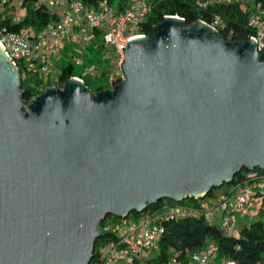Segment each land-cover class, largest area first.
Here are the masks:
<instances>
[{"label": "water", "instance_id": "1", "mask_svg": "<svg viewBox=\"0 0 264 264\" xmlns=\"http://www.w3.org/2000/svg\"><path fill=\"white\" fill-rule=\"evenodd\" d=\"M124 78L73 77L27 103L0 47V264H89L99 223L204 198L264 170V49L166 16L128 40Z\"/></svg>", "mask_w": 264, "mask_h": 264}, {"label": "built area", "instance_id": "2", "mask_svg": "<svg viewBox=\"0 0 264 264\" xmlns=\"http://www.w3.org/2000/svg\"><path fill=\"white\" fill-rule=\"evenodd\" d=\"M34 6H42L54 13L57 19L48 22L39 29L33 26H21L16 30L4 23H20L26 12V0H0V47L18 69L20 80L40 77L43 80L58 82V68L55 60L62 50L68 49L69 55L77 65H83L80 75L72 76L82 82L84 77L98 78L100 70L86 63L84 54L91 45L94 33L99 35L105 52L112 57V66L108 68L106 82L122 80L123 49L128 40L143 36L138 31L139 25L151 11L152 0H124L125 5L118 9L107 0H95L86 4L84 0H31ZM226 2L241 4L251 9L247 26L251 30L249 38L256 42L257 49H264V6L252 5L254 0H208V2ZM221 20L215 17L212 27L220 25ZM42 82L30 86L40 88ZM252 170H250L251 172ZM248 183L236 186L228 193H221L209 200L198 199V209L186 207L179 212L200 213L207 220L214 221L220 212L219 227L224 233L233 232L238 220L246 218L255 205L256 191L264 193V180L257 173L248 174ZM254 210V209H253ZM115 237L101 250L98 264H134L147 255V250L155 247L161 228L156 219L149 213L137 217L119 218L109 226ZM216 247L210 245L207 250L193 253L191 262L195 264H231L229 260L213 258ZM172 264H180L175 259Z\"/></svg>", "mask_w": 264, "mask_h": 264}, {"label": "trees", "instance_id": "3", "mask_svg": "<svg viewBox=\"0 0 264 264\" xmlns=\"http://www.w3.org/2000/svg\"><path fill=\"white\" fill-rule=\"evenodd\" d=\"M26 1L23 20L15 25L10 24L9 21L5 22L4 24L8 28L16 30L21 26H33L35 29H39L48 22L57 19L54 13L44 7L34 6L31 0ZM84 1L86 4H91L95 0ZM107 1L118 9L125 5L124 0ZM259 3L264 6V0H254L250 6ZM250 10L241 4L208 2V0H152L151 11L139 25L138 31L145 35H151L153 25L166 16L176 15L189 23L203 21L207 24H212L213 19L219 17L221 23L216 26V29L225 40H246L251 35V30L247 26ZM94 34V37L91 38L92 43L86 52L89 58L87 63L102 72L98 78L102 79L105 78L104 72L108 70L107 67L112 64V57L105 52L99 35ZM57 68L58 82L56 84L59 86L68 78L80 75L71 61ZM95 81L96 78L84 79V83L91 92L105 88L103 84L92 86ZM31 82L35 84L42 82V86L40 85V88L32 87L30 86ZM117 82L118 80H115L113 84ZM52 84L51 80H43L40 77H30L27 81L22 79L20 89L23 101L27 103L45 86ZM251 172L257 173V176L264 180V170L256 167ZM251 172L245 168L241 169L230 184H224L218 192L215 191L216 188H213L206 196L213 198L221 193L230 192L239 184L250 182L248 174ZM254 201L256 203L254 210L245 218L244 225L236 233H224L218 223L207 220L200 213L176 211L183 207L193 211L197 210L199 201L195 198H186L181 202L162 199L156 204L149 205L142 213L134 212L137 215L149 213L161 228L156 244L157 252L147 254L134 264H172L173 259L180 264H187L193 253L207 250L210 245L216 247L215 255L218 260H229L231 264H264V193L256 191ZM118 219V217L107 215L99 223L98 237L95 239L93 256L89 264H98L101 250L115 237L109 226Z\"/></svg>", "mask_w": 264, "mask_h": 264}, {"label": "rangeland", "instance_id": "4", "mask_svg": "<svg viewBox=\"0 0 264 264\" xmlns=\"http://www.w3.org/2000/svg\"><path fill=\"white\" fill-rule=\"evenodd\" d=\"M84 59H85V64H86L87 63V60L89 59L86 53L84 54ZM70 61L73 63V65L75 67V70L77 72H81L83 70V68H84L83 65H77L75 63V61L73 60V57L69 55L68 49L62 50L60 52V56L57 58V60H55V66L57 68V67L61 66L62 64H67ZM111 66H112V64H111ZM111 66H108L107 68H110ZM104 74H105V76H104L105 78H102L103 80L102 79H98L99 77L96 78V81L92 83V86L93 85L103 84L105 86V88L110 87V85H108L107 82H106L107 72H104ZM84 78L85 79L86 78L92 79V77H89V76H85ZM51 81L54 82L52 79H51ZM219 189L220 188H216L215 191L216 190H219ZM210 198H211V196H206L205 197V199H207V200H209ZM254 208H255V205H253L252 210ZM128 216H129V218H132L133 219L134 217H137V214L134 213V212H131ZM220 216H221V213L220 212H217L216 213V219L214 220V223H218L219 222ZM156 252H157L156 246L150 248L149 250H147V254H154ZM187 264H195V263H192L191 260H189V262Z\"/></svg>", "mask_w": 264, "mask_h": 264}, {"label": "crops", "instance_id": "5", "mask_svg": "<svg viewBox=\"0 0 264 264\" xmlns=\"http://www.w3.org/2000/svg\"><path fill=\"white\" fill-rule=\"evenodd\" d=\"M219 190H217L216 192H218ZM217 196V195H216ZM215 197V196H214ZM245 221H246V219L244 218V219H242V220H238V223H237V227H236V229L233 231L234 233H236L243 225H244V223H245ZM216 257V255H214V257L213 258H215Z\"/></svg>", "mask_w": 264, "mask_h": 264}]
</instances>
